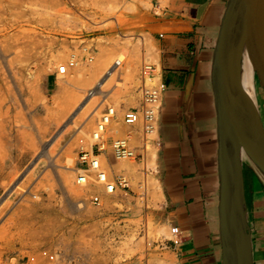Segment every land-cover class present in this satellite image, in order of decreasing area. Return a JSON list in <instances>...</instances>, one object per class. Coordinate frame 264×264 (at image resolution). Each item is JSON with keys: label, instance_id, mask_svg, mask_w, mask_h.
<instances>
[{"label": "rangeland", "instance_id": "1", "mask_svg": "<svg viewBox=\"0 0 264 264\" xmlns=\"http://www.w3.org/2000/svg\"><path fill=\"white\" fill-rule=\"evenodd\" d=\"M101 1L0 0V174L9 164L4 147L33 153L0 186V264H49L42 250L54 254V264H177L175 229L162 211L158 115L145 137L135 128L138 155L124 160L133 174L119 167L123 160H114L110 149L111 139L127 129L120 123L124 110L140 104L141 62L156 63L146 32L153 0H105V10ZM120 54L122 66L103 86L106 96L97 92L79 108L84 99L78 93ZM70 60L75 64L58 73V65ZM253 82L264 126V93L255 72ZM108 104L116 116L97 157L110 177L123 174L127 181L111 193L92 173L91 188L76 183L77 169L87 168L81 152L94 142L91 133ZM67 115L58 137L38 138L39 127ZM65 171L83 189L81 196L67 192ZM94 192L100 204L89 201Z\"/></svg>", "mask_w": 264, "mask_h": 264}, {"label": "crops", "instance_id": "2", "mask_svg": "<svg viewBox=\"0 0 264 264\" xmlns=\"http://www.w3.org/2000/svg\"><path fill=\"white\" fill-rule=\"evenodd\" d=\"M227 0H153L146 32L164 84L157 117L162 211L179 239L177 264H221L213 49ZM49 79L46 85L49 86ZM264 96V95H263ZM3 181L23 164L20 149L4 147ZM247 159V158H243ZM242 159L245 229L253 264H264V177ZM239 230L243 212L236 210Z\"/></svg>", "mask_w": 264, "mask_h": 264}, {"label": "water", "instance_id": "3", "mask_svg": "<svg viewBox=\"0 0 264 264\" xmlns=\"http://www.w3.org/2000/svg\"><path fill=\"white\" fill-rule=\"evenodd\" d=\"M243 55L252 63L264 93V0H227L213 49L221 264H253L244 211L238 204L243 195V157L264 177V126L242 95ZM233 210L243 212L242 230L229 223Z\"/></svg>", "mask_w": 264, "mask_h": 264}, {"label": "built area", "instance_id": "4", "mask_svg": "<svg viewBox=\"0 0 264 264\" xmlns=\"http://www.w3.org/2000/svg\"><path fill=\"white\" fill-rule=\"evenodd\" d=\"M74 64L73 60L68 61L66 65L59 67V72L63 73L67 66L72 67ZM155 70V64L148 61H142L139 66L137 89L140 95V104L138 107L127 108L121 115L120 123L127 127V129L122 135L111 139L110 149L114 160L136 159L138 153L136 152L137 146L134 142L137 135L134 133L137 131L135 128L141 132L143 137L152 133L155 129L159 96L164 88V84L159 78L155 82L151 80L155 76ZM115 116V107L112 104H108L94 131L91 133V138L94 142L91 144L90 149L81 152V162L85 163L87 168L83 169L84 172L77 173L76 183L83 184L88 182V178L92 173L96 183L102 184L106 193H111L117 186L124 187L126 185V177L123 174L110 177L106 168L101 164L100 158L97 157L104 151L102 139L107 131V125ZM89 201L92 204H100V194L97 192L92 193ZM173 241L177 244L179 239L176 238ZM40 256L49 264H54L56 261L54 254H50L46 250L40 251ZM31 259L33 260L34 257Z\"/></svg>", "mask_w": 264, "mask_h": 264}, {"label": "bare ground", "instance_id": "5", "mask_svg": "<svg viewBox=\"0 0 264 264\" xmlns=\"http://www.w3.org/2000/svg\"><path fill=\"white\" fill-rule=\"evenodd\" d=\"M98 5H99V8L101 10H105L107 8V3L105 0H102L101 2H99ZM156 57H157V54H156ZM123 60H124L123 55L120 54V55L115 56L110 61L108 66L104 69V71L100 74V76L98 78L96 77V79L91 84V86L85 92L80 91L78 93V97L80 99H84V101H82L83 104L81 103L82 105L78 104L79 108H82L93 97V95H95L97 92H101V93H103L104 96H106L107 93L104 91L103 86H104L105 82L107 80H109L115 74V72L118 69H120V67L122 66ZM126 64H127V62H126ZM61 65H66V63L58 65V73H61V72H59V67ZM67 69H68V66L63 73H65L67 71ZM63 73H61V74H63ZM253 73H254V68H253L252 63L250 62L247 55H243L242 61H241V69H240V83H241L242 95L245 99L247 106L253 112L260 114L259 104H258L257 95H256L257 90L255 91L254 82H253ZM93 78H94V76H93ZM158 78H159V76L156 74L155 78H151V80L153 82H155V81L159 80ZM71 115H67V116L63 117L59 123H50L45 128L39 127L38 134H37L38 138L41 139L42 137H45V136L51 134L53 136L52 140H54L56 137H58L60 135V133H62V131H63L62 126H65L67 124V122L71 119L70 118ZM263 121H264V119H263ZM108 125H107V127H108ZM157 130H156V132H157ZM41 142H42V140H41ZM32 155H33L32 150L25 149L22 157L27 159L28 157H31ZM243 158H245V157H243ZM243 160H247V159H243ZM66 167L70 168V166H66ZM119 167H121L122 169H126V171H128L129 173L134 172V169H133L134 167H132L131 164H128L124 160L119 163ZM77 170L84 172V170H82V169H77ZM67 174H68V171H65L64 174H62L63 176L61 175L63 177V180H61V181L65 183L67 192L70 195L81 196L83 194V189L78 188L75 184H73L72 183L73 181H70L68 179L70 175H67ZM83 184H84L85 189L91 188L90 182H86ZM235 212H236V210H233V213L230 215L229 223H230L231 227L239 230Z\"/></svg>", "mask_w": 264, "mask_h": 264}]
</instances>
